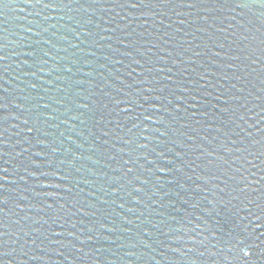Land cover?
Returning a JSON list of instances; mask_svg holds the SVG:
<instances>
[{"label": "water", "instance_id": "95a60500", "mask_svg": "<svg viewBox=\"0 0 264 264\" xmlns=\"http://www.w3.org/2000/svg\"><path fill=\"white\" fill-rule=\"evenodd\" d=\"M240 2L0 0V264H264Z\"/></svg>", "mask_w": 264, "mask_h": 264}, {"label": "snow or ice", "instance_id": "6c2138e0", "mask_svg": "<svg viewBox=\"0 0 264 264\" xmlns=\"http://www.w3.org/2000/svg\"><path fill=\"white\" fill-rule=\"evenodd\" d=\"M38 3L42 2V0H37ZM142 2H145V0H142ZM166 2H169V0H166ZM254 2H258V3H262L264 4V0H254ZM140 5L138 4H132V7H139ZM238 7H241V8H250V7H253L254 4L253 3H249V2H246V0H242V2H240L238 5ZM0 188H2V185H0ZM6 233H3V232H0V236L2 235H5ZM245 255H249V253H245Z\"/></svg>", "mask_w": 264, "mask_h": 264}]
</instances>
